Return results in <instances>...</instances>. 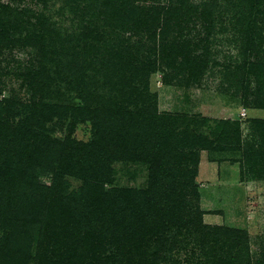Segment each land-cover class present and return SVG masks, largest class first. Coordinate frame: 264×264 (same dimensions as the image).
<instances>
[{"label":"rangeland","instance_id":"1","mask_svg":"<svg viewBox=\"0 0 264 264\" xmlns=\"http://www.w3.org/2000/svg\"><path fill=\"white\" fill-rule=\"evenodd\" d=\"M124 3L0 0V264H90L91 236L97 264H264V0ZM177 4L163 36L197 79L141 28ZM6 126L36 134L14 150Z\"/></svg>","mask_w":264,"mask_h":264},{"label":"trees","instance_id":"2","mask_svg":"<svg viewBox=\"0 0 264 264\" xmlns=\"http://www.w3.org/2000/svg\"><path fill=\"white\" fill-rule=\"evenodd\" d=\"M111 1H120L125 7L127 4V3H124V1H126V0H111ZM134 1H139V0H134ZM179 3H182V1H180ZM181 8H182V5L177 4L174 7L173 6H168V7L164 6V7H158L156 9L153 8V10H152L153 13L142 12V15L140 16V22L142 25L141 28H144L147 30L150 27L154 28L155 29L154 30L155 35H154V37L151 36L154 39H156V37L159 35L158 36V38H159L158 43H156V45H155V51L157 53H159V57L162 61L165 60V54L166 53H171L174 57H177V58L178 57L183 58L184 61H187L189 63L187 66L189 67L190 77L197 79L200 76L204 66L206 65V60L204 58V55L196 53L195 50L193 51L190 48L189 43H184V40L181 41L182 40L181 36H178V38H176L177 40L172 42V43H168V42L166 43L164 36H163L164 33H168L167 31H168L169 23L172 20L177 21V22L183 20V16L179 12ZM204 8L200 12V18H201L200 20L202 21V23L204 25V29L209 31V28L213 25V22L211 19L213 14H211L210 10H207L208 7H204ZM199 9H196V11ZM250 12H252V11H250ZM249 15H250V17H254L256 19L259 16L264 18V11L257 9L255 16L252 14H249ZM205 24H206V26H205ZM250 29H253V28H250ZM156 31L158 32L157 35H156ZM195 45H197V44H195ZM254 46L256 48V42L253 39V37L250 35V33L247 32V50H253ZM153 65L155 66V63H153ZM254 66H255L254 64H251V69H253ZM151 69H153V68H151ZM153 71L154 70H151L150 72L148 71V73L151 74ZM40 117H42V116H40ZM263 128L264 127H262V129ZM17 130H18V128L16 130H13V129H11L10 126H6V131H9V134L6 137L13 138V141L11 144L14 145V147H15L14 150H18V149L21 150V149H24L23 147H24V144H26V141L30 140V138L32 139L33 133L36 134V132L33 130V128H29V127L19 129L18 131ZM5 134H6V132H2L1 139H3L5 137ZM20 140H24V143L23 144L20 143L19 142ZM0 141H2V140H0ZM9 143L10 142L8 140V144ZM26 145H29V144H26ZM3 148H4V140H3V142H0V154H2L4 152ZM6 152H8L7 154L9 157L13 151L11 149H9L8 151L6 150ZM12 155L16 156V155H18V152L15 154H12ZM85 196H86L85 199L82 198L81 200H79V204L82 206V208H84L83 212L86 211V214H82V216H80L78 214L79 218H77V219L79 220L78 223L80 225H83V227L85 228V232H84L85 234L84 235L89 236L90 234H93V232L98 231L95 227L93 228V226L90 225L91 224L90 221H92L93 217L101 216L100 211H105V210L103 208L100 209L97 207V201L98 200H96L97 197L94 196V194H92L91 197L94 196L93 198L95 199V201L91 200L89 198V192L86 193ZM77 201L78 200H76V199L73 200V202L75 204ZM77 208H79V207L77 206ZM99 209H100V211H99ZM162 212H163V210H162ZM84 239L86 241H88L89 243H92L93 245H95L94 247H89L87 249L86 253L88 255H90L89 261L92 262L90 264H97L98 258L94 255V252H97V251H99L100 253L104 252L105 251V249H103L104 242H102L100 240V238L98 239L95 236H91V238L88 240L85 237H84ZM114 250H115V252H117L116 249L113 247V251ZM120 251H122V250H119V252ZM117 254H118V252H117ZM6 255H8V254H5V250L1 249L0 259L3 256L6 257ZM111 255L115 256L114 253H112ZM84 258H85V256H84Z\"/></svg>","mask_w":264,"mask_h":264}]
</instances>
